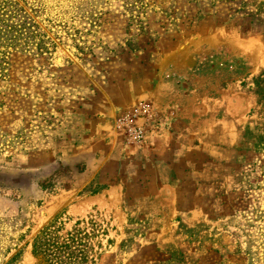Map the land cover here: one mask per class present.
<instances>
[{
	"label": "rangeland",
	"instance_id": "374dc122",
	"mask_svg": "<svg viewBox=\"0 0 264 264\" xmlns=\"http://www.w3.org/2000/svg\"><path fill=\"white\" fill-rule=\"evenodd\" d=\"M13 1L0 264H264V0Z\"/></svg>",
	"mask_w": 264,
	"mask_h": 264
},
{
	"label": "trees",
	"instance_id": "16d2710c",
	"mask_svg": "<svg viewBox=\"0 0 264 264\" xmlns=\"http://www.w3.org/2000/svg\"><path fill=\"white\" fill-rule=\"evenodd\" d=\"M22 11L13 0H0V75H5L9 64L10 48L20 46L24 41L26 22H21ZM81 223H77L79 226ZM33 254L43 264H87L86 245L81 229L75 228L60 235V230L45 228L33 242Z\"/></svg>",
	"mask_w": 264,
	"mask_h": 264
}]
</instances>
